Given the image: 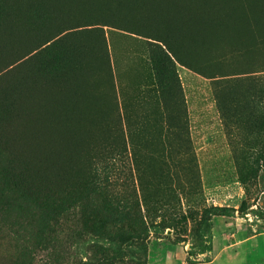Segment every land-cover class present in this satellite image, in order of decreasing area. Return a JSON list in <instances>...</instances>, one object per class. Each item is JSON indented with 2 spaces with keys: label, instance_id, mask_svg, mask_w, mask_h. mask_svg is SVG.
Here are the masks:
<instances>
[{
  "label": "rangeland",
  "instance_id": "rangeland-1",
  "mask_svg": "<svg viewBox=\"0 0 264 264\" xmlns=\"http://www.w3.org/2000/svg\"><path fill=\"white\" fill-rule=\"evenodd\" d=\"M82 1L66 14L74 20L27 11L36 23L32 32L15 48L7 47L10 53L0 52V76L10 78H4L6 83L0 78V108H9L10 83L18 74L55 78L70 68L76 49L88 46L92 58L84 79L95 98L81 120L84 139L79 148L67 151V164L36 167L18 157L0 128V164L22 167L35 184L76 200L85 196L67 216L43 217L32 202L8 201L0 192V264H264V167L251 163L261 151L256 143L264 138V0H236L232 9L223 6L229 0H200L221 16L231 9L234 20L224 24L222 16L220 27H226L228 36L210 35L202 46L196 42L198 47L188 41L181 46L158 21L150 22L148 7L131 13L121 1L111 0L113 7L111 2ZM183 2L178 6L199 10L197 0ZM5 3L6 22L17 20L11 1ZM49 19L58 20L59 29ZM41 26H48L47 32ZM154 38L166 39L170 48ZM250 40L256 41L244 43ZM13 114L14 108L11 118ZM109 161V183L94 192L83 188ZM111 201L119 210L108 209ZM224 206L235 208L224 210L228 217H243L250 224L245 236H259L210 263L219 247L237 240L226 234L217 250L208 252L220 212L216 207Z\"/></svg>",
  "mask_w": 264,
  "mask_h": 264
},
{
  "label": "bare ground",
  "instance_id": "bare-ground-1",
  "mask_svg": "<svg viewBox=\"0 0 264 264\" xmlns=\"http://www.w3.org/2000/svg\"><path fill=\"white\" fill-rule=\"evenodd\" d=\"M10 1H11V5L13 7V10H14V14H17L18 15V12L21 11L23 8L25 9L26 7H29V6H31L30 8H32V6H34V8L40 7V9H42V8L46 9V11H48L47 13L51 14V17H52V15L53 16H56V19H58L57 17L58 16H61V15H64V17H65L67 13L73 12V10L75 9V7L77 6V5L75 6V3H76L77 0L75 1V3H74V0H69L70 2H68L67 5H65V0H10ZM83 1L85 2V0H83ZM83 1H82V4H83ZM106 1L107 2H111L112 3V7H113V4H115L111 0H105V2ZM145 1L143 0L142 2L144 3ZM147 1H149V0H147ZM160 1L164 3V6H161L162 5L161 3H159V5L161 4L160 6L163 7V10L168 9V12L166 10V12H167L166 14L167 15H168V13L170 14V17L168 19L166 18V16L164 18L166 20L170 21L171 24L175 28H177L179 30L178 32L183 37L184 41L186 39V41H185L186 44H187V41H188L189 44H190V42H192V45L195 44L196 41L199 38L201 39V35H200L201 33L202 34H208V32H209L210 29L208 31H206V29H208L211 26V23L210 22H214V20H216V19H217V21H219V19L222 16H223L222 19H224V24L225 23L228 24L231 20H234V18L232 16L231 9L237 5V1L236 0L225 1L223 3V6L229 7L231 9L230 10L221 11L222 16L221 15H218V16H216L215 19H212V20L210 19L211 21H209V19L206 18V17L203 18V17L197 16V15H196V17L195 16H191V14H192L191 12H190L191 14L188 13V14H190V18L188 16V14L187 15L185 14L188 17V19L186 17H183L184 15L182 16L183 18L178 17L180 14H183V13H180L177 16V12L179 13V11H184V12L187 11V10H188V12L189 11H192L191 9L187 8V6H186L187 4L186 5L183 4L187 0H185V1L184 0H160ZM102 2H104V1H102ZM139 2H141V0ZM181 2H183L182 4L185 7L184 6H181V5L178 6L179 3H181ZM105 4H107V3H105ZM79 5H81V4H79ZM144 5L146 6V4H144ZM150 5H147L146 8L149 6L148 9H150ZM153 5L156 6V4H153ZM92 6L94 7V5L91 4V7ZM132 6H133L132 9H133L134 8V5H132ZM136 6H135V8H136ZM138 6L140 7V8L139 7L138 8L141 9V6L140 5H138ZM142 6H143V4H142ZM155 6H153V7H155ZM112 7L109 6V8H111V9H112ZM82 8H83V6H82ZM109 8L108 7H105L106 11H107V9L109 10ZM138 8H137V10H138ZM157 8L159 9V7H157ZM37 9L38 8H36V10ZM85 9H83V10H85ZM101 9L104 10L103 7ZM89 10L91 11V8H89ZM96 10H97V8H96ZM22 11H25V10H22ZM28 11H29V9H28ZM46 11L45 12L42 11V12H44V14H45ZM77 11L80 13V10H77ZM81 11H82V9H81ZM141 11H142V9L140 10V12ZM145 11H146V9H145ZM157 11L158 10H156V12ZM39 12H41V10H39ZM74 12H76V11H74ZM91 12H93V11H91ZM104 12L105 11H103V13ZM130 12H131V10H130ZM133 12H135V11H133ZM159 12H157V13H159ZM82 13H84V12H82ZM137 13H139V12H137ZM149 13H152V12H149ZM153 13H154V11H153ZM153 13H152V15H154ZM171 13H173L174 15L172 16ZM185 13H187V12H185ZM26 14H28V13H26ZM72 14H74L75 17L77 18L78 15L76 16V13H72ZM163 14L166 15L164 13V11H163ZM163 14L160 13V16L163 15ZM19 15H20V13H19ZM35 15H37V14H35ZM81 15H83V14H81ZM158 15L159 14H157V16ZM30 16L32 18V16H34V14L33 15H30ZM67 16H69V15H67ZM96 16H97V14H96ZM24 17H26V15ZM48 17H50V15ZM69 17H71V16H69ZM91 17L94 18L93 17V14H92ZM145 17H147V16H145ZM148 17L151 18L150 15H148ZM21 18H22V16H21ZM44 18H46V17H44ZM53 18L55 19V17H53ZM78 18H79V16H78ZM184 18H186V19H184ZM82 19L85 20V21L87 20L86 18L84 19L83 17H82ZM143 19H145V18H143ZM156 19H158V18H156ZM51 20H53V19L51 18ZM67 20L68 19H66V21ZM72 20H74V19L72 18ZM89 20H88V22H89ZM22 21H24V20H22ZM27 21H28V19H27ZM57 21H56V23H57ZM79 21H81V19H78L77 20V22H79ZM146 21H148V19H146ZM151 21L152 20L150 19V22ZM4 22H5V25L3 26V24H2V26L0 27V51L3 48H5V50H6L7 47H9V46L11 47V45H13L15 43H19L22 39L25 38L26 35H28V33L30 34V31L32 32V30L28 26V24H26V23H25L26 25L23 24L18 18H17V20H12V18H10L7 22H6V20H4ZM29 22L31 23V20ZM51 22H53V21H51ZM71 22L72 21H70V23ZM92 22H93V20L91 21V23ZM44 23H48V22L46 21ZM56 23H54V24H56ZM58 23L60 24L61 21L58 22ZM62 23H61V25L63 26ZM74 23H75V21H74ZM35 24L36 23H34L33 25H35ZM213 24L214 23H212V25ZM57 25L58 24H56L55 27H57ZM75 25H77V24H75ZM81 25H83V23ZM84 25H86V24H84ZM90 25L89 24H88V26L86 25L87 27H85V28H89ZM216 25H217L216 26L217 28H215V26H213V28L211 29V30H213L214 28L217 29L214 32L215 34L210 31L209 35L210 34H214L216 36V32H217L218 34L220 33V35H223L224 38H226L228 36V32L226 30V27L225 28L220 27V22L216 23ZM48 26H47V28L44 26L46 28L45 30H43L42 29L43 26H41V29L43 30V32L46 31V30H48ZM51 26H52V24L50 25V29L52 28L53 32L51 30L50 31L52 33H54L55 32L54 31V28H53L54 25H53V27H51ZM72 26H74V24ZM165 26H167V25H165ZM38 27H40V26H38ZM35 28H34V30H35ZM63 28H65V27L63 26ZM80 28H84V27L81 26ZM37 29H39V28H37ZM61 29H62V27H60V30ZM73 29H74V27H73ZM173 30H175V29H173ZM70 31L72 32V30H70ZM74 31L75 30H73V32ZM87 31H88V29H87ZM203 31H206V33L205 32L203 33ZM76 32L78 34V31L77 30H76ZM171 32H172V36H174L173 34H175L174 33L175 31L174 32L171 31ZM52 33H51V35H52ZM58 33H59V31H58ZM58 33H56V34H58ZM82 33L83 32L81 31V34ZM66 34H68V33H66ZM72 34H74V33H72ZM83 34H85V32ZM31 35H32V33H31ZM60 35H59V37H61ZM214 35H212V36H214ZM220 35H217L218 37L216 36V38H219ZM38 36H39V34H38ZM42 36H43V34H42ZM74 36H76V35L74 34ZM56 37L58 38V36H56ZM78 37H79V39L81 38V36H79V35H78ZM206 37H208V35ZM48 38H49V36H48ZM84 38H87V37L84 36ZM204 38H202V40H206V38L205 39ZM208 38H212V37L210 36ZM220 38H223V37H220ZM40 39H43V38L40 36ZM30 40H32V39H30ZM60 40H61V38H60ZM80 40L82 42L85 41V40H82V39H80ZM173 40H174V38H173ZM184 41L182 42L183 44H185ZM28 42H29L28 44H31V41H28ZM202 42H201V40H198V43L199 44L202 43ZM206 42H209L208 39H207ZM36 43H38V42H36ZM74 43H75V41L73 42V44ZM87 43L89 45V42H87ZM76 44L78 45V43H75L74 45H76ZM83 44H85V43H83ZM189 44H187V45H189ZM199 44H195V45H197V47H198ZM202 44H200V46H202ZM205 44H207V43H205ZM33 45H35V42H34ZM81 46H82V44H81ZM90 46H91V44H90ZM13 47L15 48V45H13ZM27 47H32V45H27ZM77 47H80V46L78 45ZM88 47L87 48L86 47L85 48H81L80 50H78L79 52H77V49H76V52L78 53V55L75 53L77 57L74 56V58H75V61L73 59L74 64L72 65L70 63L71 64L70 69H68V67H66V69L68 71H65L64 70L66 73L64 75H62L61 77L59 76V78H56L54 80L37 79V78H34L32 75H30V72H29V74H27L26 71H25V73L23 75L22 71H20V70L17 69V71H19V72L22 73V76H20L18 74V77L19 78L16 79V81H14L15 86L12 84L15 87V91L17 92V95L14 94L16 96V98H14L15 99L14 114H13L12 118L8 121L7 125H5L6 128L4 127L5 128V131L4 132H6L5 133V135H6L5 137H7V140L14 146V149H16L18 151L17 154L18 153L20 154V155H18L19 157L22 155V156H24L26 158H29L30 160L32 159L31 160L32 162H33V160H35L37 162H40L42 164V166L44 165V167L47 166V165H49V164L51 166H57L58 164H67L68 163L67 160H68V157L69 156L67 155V151H69L71 149L79 148V145L81 144V142L83 141L84 136H85V133L81 131V120L84 118L85 113L86 112L88 113L92 109L93 103L95 102V98L93 97L94 94H92L87 89L86 82H85V79H84L85 72L87 70H89L88 68L91 66V58H92V51ZM92 47L93 46H91V48ZM191 47H193V46H191ZM32 49L34 50V47H32ZM15 50L16 49H14V51ZM19 50H20V53H22L20 48H19ZM6 51H8V50H6ZM29 51H31V49H29ZM4 52L5 51L3 49V54H4ZM8 52L10 53V49H9ZM9 53H8L7 56H9ZM18 53H19V51H18ZM27 54H29V53H27ZM10 56L12 58H14L12 55H10ZM21 56H23V55H21ZM15 57H16V55H15ZM24 57L27 58V56H24ZM0 58H2V57H0ZM4 58H5V61L9 60L8 58L6 59L5 56H4ZM72 58H73V56H72ZM72 58H71V61H72ZM76 58H77V60H76ZM2 60H3V58H2ZM3 61H1V62H3ZM26 61L28 62V60H26ZM13 62H14L13 60H12V63L10 62L12 66H13ZM7 63H9V61H7ZM7 63L4 66L7 67ZM17 63H18V61H17ZM0 65H2V64H0ZM15 65H17L16 62H15ZM26 65H24V67H26ZM28 65H29V63H28ZM12 66H10V67H12ZM2 69L3 68H1L0 70H2ZM21 70H22V68H21ZM6 71L9 72V70H6ZM14 71H13V73H14ZM10 72H12V71H10ZM23 72H24V70H23ZM11 74L12 73H10V75ZM8 75H6V77ZM4 76H5V74H4ZM13 77H12V80H13ZM0 78H2V80H3L5 77L3 78V76H0ZM5 79H4L3 82H5ZM9 79H6V80H8V82H9ZM0 82H1V80H0ZM11 82H13V81H11ZM4 86H5V84H4ZM21 86L24 89H26V92H22ZM1 87L2 86L0 85V88ZM10 87H12L11 86V83H10ZM11 90L13 91L14 88H11ZM4 128H3V130H4ZM35 161L33 162V164L36 163ZM36 164H34V165H36Z\"/></svg>",
  "mask_w": 264,
  "mask_h": 264
},
{
  "label": "trees",
  "instance_id": "trees-1",
  "mask_svg": "<svg viewBox=\"0 0 264 264\" xmlns=\"http://www.w3.org/2000/svg\"><path fill=\"white\" fill-rule=\"evenodd\" d=\"M102 1L105 2V0H102ZM102 1L100 0V2H102ZM117 1L118 2L121 1L119 4L128 3V5L130 6L128 9H130L132 12L133 11H135V12L140 11L141 9H144L147 5H150L151 4L150 5V9L152 10V12L154 11V13H153L154 15L151 14L150 15L151 18H149V17H145V18L154 19L156 22L158 21L157 23H159V25L161 27H164V29L170 35H172V32L171 31H173V32L175 31L174 32L175 34H173L174 35L173 37L175 38V40L177 41V43L182 46V44H183L182 42L184 41V39L181 36V34L178 32L179 30L177 28H175L172 24H170L164 18L166 16V18L168 19L170 17V14L169 13H168V15L166 14L168 12V9L163 10V7H161V6H164V3L163 2H161L160 0H149V1H147V0L145 1L144 0L146 3L145 2L143 3L142 2L143 0H141V2H139L140 0H117ZM117 1L114 0V2H117ZM150 1L151 2L153 1V2L151 3ZM105 3H110V2H107L106 1ZM141 3L143 4L144 7L142 6ZM159 3H161L162 5L160 4L161 5L160 6ZM197 3L198 4H196L195 6H197V8L199 9L198 11H196V12L189 11L188 12V10H187V11H185L187 13H185L184 11H179V13L177 12V16L180 13H183V14H180L178 17H180V18L186 17L188 19V17L186 15L191 12L192 13V14L190 13L191 16H195L196 17V15H197V16H201L203 18L206 17V18L209 19V21H211L212 19H215V17H216V16L213 17V15H215V14L220 15V11L219 10H217L215 12V11H211V10L205 8V7H202L200 0H197ZM144 4H146V6ZM153 4H156V6L153 5ZM0 5H1L0 6V10L2 12V14L0 16V27H1L2 24H3V26L5 25L4 20H6V18H7V10L5 9V7H6L5 0H2V3H0ZM132 5H134V8H135L136 5L137 6H136L135 9L134 8L132 9V7H133ZM138 5L141 6V9H139L140 7ZM153 6H155V7H153ZM30 7L31 6L26 7L27 9L26 8L25 9L23 8L22 10H25V11H22V10L19 11L18 12V15H19V13H20V15L18 16L17 14H15V17H16V19L18 18L23 24L26 23V24H28V26L30 28H33L32 27L33 25H31L33 22L32 21H31V23L29 22L31 19L26 14L27 11H28V9L29 10L32 9L34 11L41 10V11H44V12L46 11V9H44V8L40 9V7H36V8H38L36 10V8H34V6H32V8H30ZM157 7H159L160 10ZM137 8H138V10H137ZM148 8H149V6H148ZM156 10H158L157 12H159V11L160 12L157 13ZM166 10H167V12H166ZM163 11H164V13L166 15L163 14ZM47 12L48 11H46V13ZM156 13L159 14V15L157 16ZM160 13L163 14V15L160 16ZM24 14L26 15V17H24L25 16ZM190 14H188L189 18H190ZM48 15H50V18L56 17V16H53V15L51 17V14H49V13H48ZM21 16H22V18L24 17L25 19L24 18L22 19ZM62 16L63 15L58 16V18L59 17H62ZM156 18H158V19H156ZM186 18H184V19H186ZM27 19H28V21H27ZM22 20H24V21H22ZM218 22H220V20L217 21V19L214 20V22H210L211 23V26H210L211 28L209 27L208 29H206V31H208L210 29L209 32H208V34H202L201 33L200 34L201 35V39L199 38L198 40H202V38L206 37L207 35L208 36L214 35L215 34L214 32L217 30V29H215V28H217L216 27L217 26L216 23H218ZM212 23H214L215 25L214 24L212 25ZM165 25H167V26H165ZM213 26H215V28L213 29L214 31L211 30L213 28ZM173 29H175V30H173ZM206 31H203V33L204 32L206 33ZM210 31L212 33H214V34H210L209 35ZM216 35H220V33L218 34L216 32ZM220 36H222V35H220ZM150 38H152V37H150ZM154 39L158 40L160 42V44L165 49H169L170 48V45H168L166 39L165 40H161V39H158V38H154ZM198 40L197 41L195 40V41L198 42ZM185 41H186V39H185ZM185 41H184V43L186 44ZM231 41H233V40H231ZM255 41L256 40H250V41L244 42V43L255 42ZM237 43H241V42H237ZM78 50H80V48L77 49V52H79ZM2 51H3V49L0 52H2ZM77 52L75 50V53L78 55ZM75 57H77V56H75ZM76 60H77V58H76ZM74 61H75V58H74ZM72 62H73V60H72ZM73 64H74V62L72 63V65ZM66 71H68V70H66ZM65 73H62L59 76L61 77ZM27 74H29V72H27ZM30 75H32L34 78H37V79L53 80V79L59 78V76H57L55 78H50V77H47V76H39V75H36L33 72H30ZM20 76H22V75H20ZM18 78H16V79H18ZM16 79H14V81H16ZM14 81L12 82V84L15 86ZM13 85H11L12 86L11 88H14V90L13 91L11 90L13 92V93H11L13 95V97H12V100L10 102V106L8 108L9 109V112H8V109L6 110L5 108H0V116L2 117V118H0V122H1L0 123V128L2 127V130H3L4 127L6 128L5 125H7L9 119L11 118V115L13 113V108H14V105H15V99L14 98H16L15 95H17V92L15 91V87ZM220 108L223 109V106L221 104H220ZM6 112L8 113V115H7ZM261 124L264 125V120L261 122ZM5 128H4L3 133H2L4 135V136H2V138L6 142V144L9 145V147H11L12 149H14V146L7 140V137H5L6 136L5 135L6 132H4L5 131ZM256 144H258V146L261 148V151L259 152V154L256 157L253 158V160H251V163L252 164L259 163L261 166L264 167V138L260 140V143H256ZM14 150L16 152H18L16 149H14ZM17 155H20V154H17ZM20 158H24V159H27L30 162H32L31 161L32 159L30 160L29 158H26V157H24L22 155L20 156ZM34 161L35 160H33V162ZM35 162L38 163V164H40V165H42L40 162H37V161H35ZM35 166L38 167L37 164ZM43 167H44V165H43ZM45 168L48 169L47 167H45ZM110 168H111V163L109 161L104 166V169L101 170L103 173L98 172V170H97L96 172H94L91 175V177L89 179H86L83 182L82 187L83 188H88V189H89V187H91L92 192H94L95 189L98 190L100 187L106 186L109 183V181L111 180L110 175H109ZM240 178H241V180H242L243 183L246 182V178L247 177H245L241 173V171H240ZM100 190H101V188H100ZM2 191L5 194H7L4 197H6V200H8V201H10L12 199V202H15V203H16V201H17V203L26 202V201L32 202L38 209H40V214L43 217H60V216L64 217V216H67L72 210L75 209V207L77 206V202H78L79 198H85L84 194H82V196L81 197L78 196V199L76 200L73 196H71V194L64 193V192L63 193H58V191L53 190L51 187H48V189H47L41 183H39V184L36 183L35 184L34 181H32L30 178H28V174L25 172V170L22 167L13 168L10 164L8 165V167L7 166H4V164H0V192H2ZM13 193H15V197H11ZM244 204H245V201L243 200L242 203H241V205L243 206ZM107 206H108V209L111 210V211H117V210H119L118 209L119 205H115L113 203V201L108 202L107 203ZM216 209L220 210V212H217L216 213V216H219V215L220 216H228V214L225 213L224 210H227V209L234 210L235 208L234 207L224 206V207H216ZM238 211L241 212L242 209H239ZM38 217H40L39 214H38Z\"/></svg>",
  "mask_w": 264,
  "mask_h": 264
},
{
  "label": "crops",
  "instance_id": "crops-1",
  "mask_svg": "<svg viewBox=\"0 0 264 264\" xmlns=\"http://www.w3.org/2000/svg\"><path fill=\"white\" fill-rule=\"evenodd\" d=\"M216 232L214 236V245L213 248L210 249L208 252L216 251L218 248V245L220 244V240L224 238L227 234L230 236H236L237 240L232 239L230 242H227L224 244L223 247L218 248V254L216 255V258L211 262H215V260L224 252L235 248L240 247L243 244H249L254 238L259 236L258 234H254L250 237L245 236L247 232L250 230V224L246 223L245 219L243 217H228V216H220L216 217ZM231 228H234L233 231ZM231 229V230H230ZM206 254V253H203ZM235 256V255H234ZM239 255H236L237 257ZM208 262V263H209Z\"/></svg>",
  "mask_w": 264,
  "mask_h": 264
}]
</instances>
